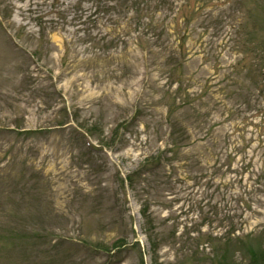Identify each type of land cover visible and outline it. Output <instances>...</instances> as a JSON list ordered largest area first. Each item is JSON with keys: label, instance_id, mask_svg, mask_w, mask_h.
Returning a JSON list of instances; mask_svg holds the SVG:
<instances>
[{"label": "rangeland", "instance_id": "obj_1", "mask_svg": "<svg viewBox=\"0 0 264 264\" xmlns=\"http://www.w3.org/2000/svg\"><path fill=\"white\" fill-rule=\"evenodd\" d=\"M137 1L0 0V264L264 252V0Z\"/></svg>", "mask_w": 264, "mask_h": 264}, {"label": "trees", "instance_id": "obj_2", "mask_svg": "<svg viewBox=\"0 0 264 264\" xmlns=\"http://www.w3.org/2000/svg\"><path fill=\"white\" fill-rule=\"evenodd\" d=\"M156 3V4H155ZM155 4L158 8L159 7H163L165 4L162 3V1H155V0H141V1H137V9L140 11V14L143 12L145 14V18L148 19L147 14H151V6ZM130 5H135V1H132V3L130 2ZM145 8V9H144ZM194 8H192L190 10V12H193ZM136 12V11H135ZM244 25H239L238 29L242 28ZM183 45V43H182ZM242 65V64H241ZM144 212V211H142ZM250 264H264V252L263 251H254L250 254Z\"/></svg>", "mask_w": 264, "mask_h": 264}]
</instances>
